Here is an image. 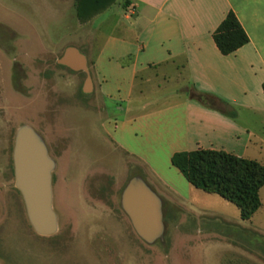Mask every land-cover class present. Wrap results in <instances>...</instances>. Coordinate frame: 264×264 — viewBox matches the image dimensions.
Masks as SVG:
<instances>
[{"label":"rangeland","instance_id":"1","mask_svg":"<svg viewBox=\"0 0 264 264\" xmlns=\"http://www.w3.org/2000/svg\"><path fill=\"white\" fill-rule=\"evenodd\" d=\"M123 14L116 5L80 22L75 0H0V264H264V188L247 221L233 204L205 195L190 215L161 201L163 233L151 243L133 229L122 192L134 177L146 181L110 145L114 104L106 102L105 111L84 91L88 74L58 64L70 47L89 55L91 44L126 24ZM24 127L54 164L51 236L34 231L15 184V141Z\"/></svg>","mask_w":264,"mask_h":264},{"label":"crops","instance_id":"2","mask_svg":"<svg viewBox=\"0 0 264 264\" xmlns=\"http://www.w3.org/2000/svg\"><path fill=\"white\" fill-rule=\"evenodd\" d=\"M123 1L127 8L121 0L97 16L117 5L126 24L89 55L72 48L89 64V88L104 110L114 104L110 145L143 170L164 208L190 215L214 194L192 187L171 165L174 154L223 151L264 165V0ZM229 12L248 43L223 56L212 35ZM173 83L175 91L157 97Z\"/></svg>","mask_w":264,"mask_h":264},{"label":"trees","instance_id":"3","mask_svg":"<svg viewBox=\"0 0 264 264\" xmlns=\"http://www.w3.org/2000/svg\"><path fill=\"white\" fill-rule=\"evenodd\" d=\"M117 0H75L76 18L86 22L111 8ZM128 1L123 3L127 8ZM216 48L228 56L248 43V37L235 15L229 12L212 35ZM264 94V83L262 84ZM203 101H212L201 96ZM223 114L234 117L232 111ZM171 165L195 189L214 194L233 204L239 211V218L247 221L260 208L259 192L264 187V165L254 160L233 156L223 151L196 150L176 153Z\"/></svg>","mask_w":264,"mask_h":264},{"label":"water","instance_id":"4","mask_svg":"<svg viewBox=\"0 0 264 264\" xmlns=\"http://www.w3.org/2000/svg\"><path fill=\"white\" fill-rule=\"evenodd\" d=\"M58 64L72 71H85L86 59L75 48H67ZM89 81L85 85L88 91ZM54 164L40 138L30 129H20L14 151L15 184L20 191L28 220L40 236H51L57 230L51 207V171ZM122 208L137 235L146 242L157 240L163 233L161 200L140 178L134 177L121 196Z\"/></svg>","mask_w":264,"mask_h":264}]
</instances>
